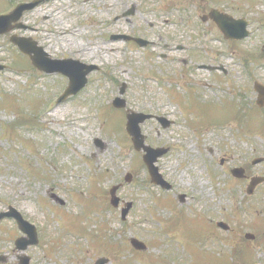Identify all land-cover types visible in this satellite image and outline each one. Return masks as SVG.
<instances>
[{"label": "rangeland", "instance_id": "1", "mask_svg": "<svg viewBox=\"0 0 264 264\" xmlns=\"http://www.w3.org/2000/svg\"><path fill=\"white\" fill-rule=\"evenodd\" d=\"M5 1L0 10L8 12L23 0ZM168 2L49 0L26 11L16 34L37 40L50 58L70 57L98 68L80 94L60 104L55 100L68 80L32 70L8 36H0V64L6 66L0 71V211L13 207L36 224L43 239L18 251L13 240L23 233L6 219L0 256L9 258L2 264H17L23 253L30 264H94L100 256L107 264H264V185L246 196L244 183L230 177V169L239 165L264 174V163L251 165L256 156L264 157V119L249 108L254 110L253 80L264 82V61L230 53L216 27L200 21L210 7L227 11L224 0H189L177 7H167ZM131 7L134 15L122 17ZM113 35L148 43L140 47ZM122 84L125 108H111ZM236 95L247 107L241 123L249 122L256 134L240 127ZM135 110L170 120L166 128L154 118L140 124L144 142L168 148L156 165L172 184L169 191L150 182L141 163L144 152L134 151L124 131L125 114ZM27 118L34 121L26 124ZM18 121L24 123L19 127ZM117 183L122 186L117 196L132 201L125 221L109 204L108 191ZM210 220L229 224L235 234L241 231V239L245 232L256 234L258 241H249L255 256L246 260L240 253L246 244H232L233 233L217 227L219 237L205 243V232L215 234ZM255 223L259 229L252 228ZM130 237L142 240L147 250H134ZM201 240L204 263L194 257L193 244Z\"/></svg>", "mask_w": 264, "mask_h": 264}, {"label": "water", "instance_id": "2", "mask_svg": "<svg viewBox=\"0 0 264 264\" xmlns=\"http://www.w3.org/2000/svg\"><path fill=\"white\" fill-rule=\"evenodd\" d=\"M38 1H34V3L31 4H23L17 6L16 9L13 10L12 13L7 15L0 16V34L9 32L12 30V23L16 22L19 17L21 16L24 9H30L33 8V6ZM215 15L211 16L216 21L217 25L219 26L220 30L223 31L224 35L227 37L229 35L230 30V19L227 20L225 15H221L217 12H214ZM242 36L241 31L237 33V37ZM10 40L12 43L16 44L24 53H27L29 55L30 60H32L33 65L38 68L41 71H44L46 73H53V72H60L63 75H65L68 80L69 84L68 87L64 90L65 92L59 97L60 100H64L65 98L69 97L70 95L76 94L79 92V90L86 84V75L91 72V70L95 69L93 65L87 66L83 63H80L78 61H73L71 59L69 60H53L49 59L46 54L43 52V50L40 47L36 46V43L33 42L29 38H20L17 36L10 37ZM2 67L0 66V69ZM259 94H260V102L264 99V90L256 87ZM125 104L124 100H121L119 98L114 99V105L117 107H123ZM146 117H150L149 115H142L139 113L128 115V123H127V132H129L132 135V142H134L135 149H143L146 152V155L144 156L143 160L147 164L148 172L151 175V180L153 183L162 185L163 187L169 188V185L166 184L162 176L157 173V168L154 166V161L165 153L166 151L163 149H152L151 147H147L144 145L143 137L139 131L138 124L140 122H143ZM163 121V120H162ZM165 125V123H163ZM97 143H100V141L97 139ZM258 180H253L251 183V187L254 186L257 183ZM118 187V186H117ZM117 187H114L111 189V197H112V204L114 206L117 205L118 199L114 196L115 191L117 190ZM127 212V209L122 212V216L124 217ZM14 216L16 218V221L19 224V227L21 230L28 233L31 237V239L28 242H25L23 239L18 240L16 244L18 247L23 248L22 246H25L26 243L34 244L36 242L35 239V232L32 229V227L25 221L21 219V217L13 212L12 209H10V213H1L0 217L3 216ZM222 225V224H220ZM32 229V230H31ZM132 244L138 248H144V245L140 242H138L136 239H132ZM105 263V261H102ZM24 264H27V260Z\"/></svg>", "mask_w": 264, "mask_h": 264}, {"label": "flooded vegetation", "instance_id": "3", "mask_svg": "<svg viewBox=\"0 0 264 264\" xmlns=\"http://www.w3.org/2000/svg\"><path fill=\"white\" fill-rule=\"evenodd\" d=\"M2 1L4 0H0V3H2ZM169 1L171 2L165 4L167 7L180 6V4L183 2L188 3L189 0H169ZM201 1L203 2L204 0ZM225 4L228 6V8L231 9L230 11H228L229 9L226 8L227 9L226 12L233 14L232 11L234 10H232V8H237L238 15L233 14L235 15L234 17L241 18L245 22L246 36L240 41H243L245 44L248 43L249 45H253L256 48L255 50H251V51L246 48L247 59L250 62H257L258 64L262 63V61H264V0H225ZM125 11L126 10L122 11V13ZM258 67H261V65H258ZM256 80L259 83H262L258 79ZM262 84H264V82ZM251 93L254 94V101L252 103L253 108L261 115H264V101L261 103L262 104L261 106L258 104L257 99L259 94L253 85H252ZM249 108L252 109V107ZM239 214L240 213H238V217ZM5 221L6 220L0 221V224H2ZM258 227L259 225L256 223L252 225L253 229H259ZM228 232L233 233V230H231V228L229 227ZM241 233H242L241 231H238L237 234L233 233L234 235L233 237L236 238L237 240H240ZM255 239H256V234H255ZM2 255H3L2 258L0 259L1 264L6 262L7 259L9 258L7 255L4 254ZM225 264H231V263H229L228 261Z\"/></svg>", "mask_w": 264, "mask_h": 264}, {"label": "bare ground", "instance_id": "4", "mask_svg": "<svg viewBox=\"0 0 264 264\" xmlns=\"http://www.w3.org/2000/svg\"><path fill=\"white\" fill-rule=\"evenodd\" d=\"M61 32H62L61 34L64 35V34H67L68 30H62ZM85 52H86V51L83 50V49H79V50L77 51L78 54H79V53H80V54H85Z\"/></svg>", "mask_w": 264, "mask_h": 264}]
</instances>
